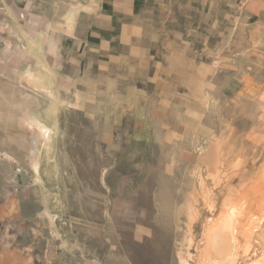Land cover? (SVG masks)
<instances>
[{
  "label": "rangeland",
  "instance_id": "1",
  "mask_svg": "<svg viewBox=\"0 0 264 264\" xmlns=\"http://www.w3.org/2000/svg\"><path fill=\"white\" fill-rule=\"evenodd\" d=\"M239 26L146 123L0 42V264H264V12Z\"/></svg>",
  "mask_w": 264,
  "mask_h": 264
},
{
  "label": "crops",
  "instance_id": "2",
  "mask_svg": "<svg viewBox=\"0 0 264 264\" xmlns=\"http://www.w3.org/2000/svg\"><path fill=\"white\" fill-rule=\"evenodd\" d=\"M252 12L264 0H0V42L29 41L71 96L113 98L146 123L151 100L175 116L177 92L207 89L205 55L231 49Z\"/></svg>",
  "mask_w": 264,
  "mask_h": 264
},
{
  "label": "bare ground",
  "instance_id": "3",
  "mask_svg": "<svg viewBox=\"0 0 264 264\" xmlns=\"http://www.w3.org/2000/svg\"><path fill=\"white\" fill-rule=\"evenodd\" d=\"M31 79H32V81L33 82H36V83H38L39 84V82L38 81H40V79H37V78H35V76L34 75H32V77H31ZM43 88H46V87H43ZM51 94V93H50ZM35 120H33L32 122H30V125H31V127H32V129H34V131H35V134L37 133V138H38V140L40 141V142H45V145H49L50 144V142H51V138H52V130H49L48 128H47V126H45V125H43L42 127H37L35 124ZM50 148V146L48 147V149ZM228 216H230V215H228ZM230 218V217H229ZM233 218V217H232ZM229 221V220H228ZM225 224H226V221H225ZM226 226V225H225ZM226 229V228H225ZM216 230V229H215ZM221 230V229H220ZM222 231V230H221ZM218 232H220L219 230H218ZM218 232L216 233V235L218 234ZM213 233H214V231H213ZM213 233H211L212 235H211V245L212 246H214L213 245V243H215V234H213ZM221 233V232H220ZM219 233V234H220ZM218 234V235H219ZM234 258V257H233ZM230 263V262H229Z\"/></svg>",
  "mask_w": 264,
  "mask_h": 264
}]
</instances>
